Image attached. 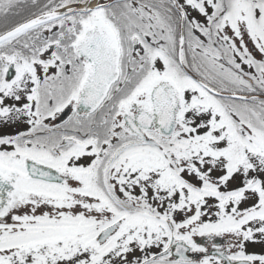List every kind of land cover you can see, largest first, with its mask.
<instances>
[{
	"label": "snow or ice",
	"instance_id": "6c2138e0",
	"mask_svg": "<svg viewBox=\"0 0 264 264\" xmlns=\"http://www.w3.org/2000/svg\"><path fill=\"white\" fill-rule=\"evenodd\" d=\"M0 264H264V0H0Z\"/></svg>",
	"mask_w": 264,
	"mask_h": 264
}]
</instances>
